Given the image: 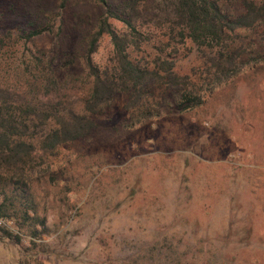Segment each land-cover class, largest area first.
Segmentation results:
<instances>
[{
  "label": "rangeland",
  "instance_id": "obj_1",
  "mask_svg": "<svg viewBox=\"0 0 264 264\" xmlns=\"http://www.w3.org/2000/svg\"><path fill=\"white\" fill-rule=\"evenodd\" d=\"M105 15L96 0H0V87L82 112L88 47ZM145 28L151 41L128 47L134 61L160 70L172 61L201 82L207 49L166 46L164 29ZM112 56L104 33L89 60L103 65ZM262 56L196 106L156 88L126 108L121 93L93 115L87 137L32 155L23 176L0 168L10 216L0 217V264H264ZM48 62L60 92L43 87Z\"/></svg>",
  "mask_w": 264,
  "mask_h": 264
},
{
  "label": "trees",
  "instance_id": "obj_2",
  "mask_svg": "<svg viewBox=\"0 0 264 264\" xmlns=\"http://www.w3.org/2000/svg\"><path fill=\"white\" fill-rule=\"evenodd\" d=\"M96 1L105 6L106 15L88 47L86 68L90 86L82 99V112L69 108L64 113L61 100L26 97L0 87V168L12 175L23 176L32 155L87 137L96 126L93 115L102 113L121 93L128 94L126 108L146 101L156 88H163L172 96L173 103L180 100L185 101L184 105L196 106L212 87L263 57L264 0ZM235 3L241 9L239 12L232 8ZM109 19L120 21L125 30L114 28ZM148 24L165 30L166 46L175 48L189 41L207 49L201 82L188 74H178L172 61L165 62L166 66L160 70L132 59L128 47L138 49L151 41V31L145 28ZM241 31L254 32L255 37L246 41ZM104 33L112 42L113 56L103 65L92 63L90 54L95 52ZM72 59H57L53 63L65 67ZM42 71L43 87L60 92L51 62L45 64ZM50 121L55 126L48 129ZM22 137L38 139V148ZM0 217H10L5 210L4 197L0 200ZM40 225L44 227L43 220ZM11 235L6 232L5 237L12 238ZM15 237V242L19 243L20 238Z\"/></svg>",
  "mask_w": 264,
  "mask_h": 264
}]
</instances>
